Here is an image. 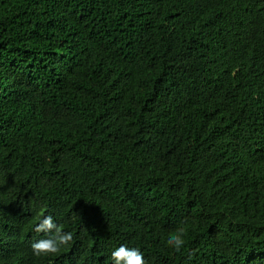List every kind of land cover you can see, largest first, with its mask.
Segmentation results:
<instances>
[{
    "label": "trees",
    "instance_id": "obj_1",
    "mask_svg": "<svg viewBox=\"0 0 264 264\" xmlns=\"http://www.w3.org/2000/svg\"><path fill=\"white\" fill-rule=\"evenodd\" d=\"M41 214L70 246L33 254ZM121 244L264 264V0H0V264Z\"/></svg>",
    "mask_w": 264,
    "mask_h": 264
},
{
    "label": "clouds",
    "instance_id": "obj_2",
    "mask_svg": "<svg viewBox=\"0 0 264 264\" xmlns=\"http://www.w3.org/2000/svg\"><path fill=\"white\" fill-rule=\"evenodd\" d=\"M35 231L47 234L46 238L32 243L33 254L38 257L57 254L66 246H70L74 239L73 232L65 231L52 214H41L38 217V223L35 225ZM186 235V229L179 227L168 233L166 243L176 252H181L186 245ZM110 259L112 264H147L145 254L139 247H129L126 244L115 247L111 251Z\"/></svg>",
    "mask_w": 264,
    "mask_h": 264
}]
</instances>
